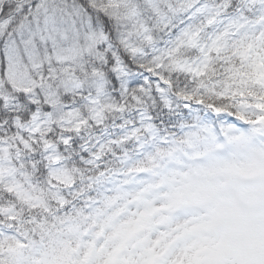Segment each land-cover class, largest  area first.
<instances>
[{"label": "snow or ice", "instance_id": "snow-or-ice-1", "mask_svg": "<svg viewBox=\"0 0 264 264\" xmlns=\"http://www.w3.org/2000/svg\"><path fill=\"white\" fill-rule=\"evenodd\" d=\"M0 264H264V0H0Z\"/></svg>", "mask_w": 264, "mask_h": 264}]
</instances>
